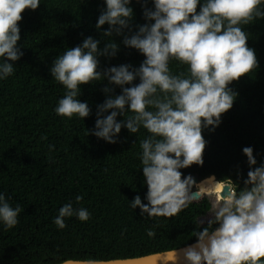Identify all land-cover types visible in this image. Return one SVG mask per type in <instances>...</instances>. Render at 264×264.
Here are the masks:
<instances>
[{
  "label": "trees",
  "instance_id": "obj_1",
  "mask_svg": "<svg viewBox=\"0 0 264 264\" xmlns=\"http://www.w3.org/2000/svg\"><path fill=\"white\" fill-rule=\"evenodd\" d=\"M145 2L152 7L151 0ZM131 6L135 31L145 20L141 4L133 0ZM258 7L264 11V4ZM103 8V0H41L35 11L25 9L22 13L18 44L23 56L15 62L13 75L0 80V193L21 212L14 228L0 224V264L144 257L196 242V232L213 219L199 224L210 211L204 195L200 196L207 202L192 201L173 217H148L139 208H131L130 202L137 195L147 203L140 144L151 134L143 127L134 134L122 128L116 143L87 134L94 128L97 105L106 99L102 90L107 81L81 86L79 99L88 102L92 110L89 117L56 114L58 101L67 90L49 70L58 56L84 38L101 40V48L111 40L119 45L115 57L99 58L101 71L121 64L139 67L144 59L122 44L123 36L105 37L102 32L107 25L95 28ZM239 26L256 52L258 67L229 85L237 94L233 107L222 114L218 127L203 130L207 141L203 165L181 169L184 176L198 180L214 177L230 185L236 194L244 190L250 170L242 149L253 148L255 167L264 162V18ZM169 69L174 75H189L188 65L175 59L170 60ZM109 87L113 88L111 95L120 94L119 87ZM129 115L132 113H125L124 118ZM218 185L212 182L206 190L201 184L198 191L221 202L211 192ZM68 203L74 209L86 208L90 219L66 218V227L59 229L54 219ZM149 230L156 236L150 238Z\"/></svg>",
  "mask_w": 264,
  "mask_h": 264
},
{
  "label": "clouds",
  "instance_id": "obj_2",
  "mask_svg": "<svg viewBox=\"0 0 264 264\" xmlns=\"http://www.w3.org/2000/svg\"><path fill=\"white\" fill-rule=\"evenodd\" d=\"M135 2L141 4L145 20L135 31L133 0H103L95 28L107 25L105 37L123 36L122 44L144 57L139 67L121 64L99 70V58L115 57L119 45L111 40L101 48V40L84 38L58 56L49 70L67 90L55 112L67 118L89 117L88 102L79 99L81 86L107 81L102 90L106 99L97 105L94 128L87 134L116 143L122 128L131 134L146 129L151 135L140 144V160L147 203L137 195L130 206L148 217H173L193 200L194 180L181 169L203 165V130L218 127L222 114L233 107L237 94L229 85L258 67L256 52L239 25L264 18L258 7L264 0H151V8L145 0ZM40 4L41 0H0V80L13 75L15 62L23 56L18 44L22 13ZM172 59L188 65L189 75L172 74ZM109 86L119 87L120 94L111 95ZM125 113L132 115L124 118ZM118 116L123 119L118 121ZM242 153L250 169L244 190L236 194L227 189L208 226L196 232L195 244L183 249L184 264H264V162L255 167L252 147ZM20 212L0 193V224L14 228ZM90 215L86 208L74 209L68 203L60 207L54 223L64 229L66 218L85 222ZM147 235L153 238L156 232L149 230ZM63 264L96 262L66 259Z\"/></svg>",
  "mask_w": 264,
  "mask_h": 264
},
{
  "label": "water",
  "instance_id": "obj_3",
  "mask_svg": "<svg viewBox=\"0 0 264 264\" xmlns=\"http://www.w3.org/2000/svg\"><path fill=\"white\" fill-rule=\"evenodd\" d=\"M212 178L214 179L215 182L219 183L218 181H216L214 177ZM193 180L195 184L198 179L193 178ZM219 184H222L223 186V192L221 193V196L225 198L227 189L231 188V186L228 184H224V183H219ZM193 188H194V185H193ZM193 188H192V191H193L192 201L193 202H198L200 201V199L201 200L205 199L204 197L200 196V193L194 192ZM193 244H195V242L190 245H193ZM188 246H185V247H182L176 250H172V251L150 254L144 257H139V258L118 259V260H110V261H94V262H96V264H184L183 249H185ZM168 252H176L177 255L170 258L167 255ZM80 262H86V261H80ZM60 264H63V262H61Z\"/></svg>",
  "mask_w": 264,
  "mask_h": 264
},
{
  "label": "bare ground",
  "instance_id": "obj_4",
  "mask_svg": "<svg viewBox=\"0 0 264 264\" xmlns=\"http://www.w3.org/2000/svg\"><path fill=\"white\" fill-rule=\"evenodd\" d=\"M212 182H215L214 179L212 177H208V178H205L203 180H197L196 183L194 184V192H198V186H200L202 184V188L203 189H206V190H209V187H210V184H212ZM219 184V183H218ZM214 191H211L214 195L215 193L218 195L219 199L221 200H224L225 198H223L221 196V193L223 192V186L222 184H219L217 188H213ZM200 195H204L206 197H208V195H206V193H200Z\"/></svg>",
  "mask_w": 264,
  "mask_h": 264
},
{
  "label": "rangeland",
  "instance_id": "obj_5",
  "mask_svg": "<svg viewBox=\"0 0 264 264\" xmlns=\"http://www.w3.org/2000/svg\"><path fill=\"white\" fill-rule=\"evenodd\" d=\"M207 198H208V200L210 202L209 203L210 211L207 214V216H204L203 218H201L199 220V224L207 223L211 218H213V215H214L215 211L217 210V205L222 202V201L221 202L215 201V199L212 196H208ZM201 201L207 202L205 199H202V200L200 199V201H198V202H201Z\"/></svg>",
  "mask_w": 264,
  "mask_h": 264
}]
</instances>
